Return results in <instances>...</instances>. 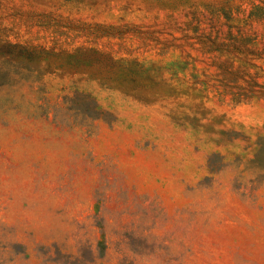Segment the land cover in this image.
<instances>
[{
  "label": "rangeland",
  "instance_id": "1",
  "mask_svg": "<svg viewBox=\"0 0 264 264\" xmlns=\"http://www.w3.org/2000/svg\"><path fill=\"white\" fill-rule=\"evenodd\" d=\"M0 264H264V0H0Z\"/></svg>",
  "mask_w": 264,
  "mask_h": 264
},
{
  "label": "trees",
  "instance_id": "2",
  "mask_svg": "<svg viewBox=\"0 0 264 264\" xmlns=\"http://www.w3.org/2000/svg\"><path fill=\"white\" fill-rule=\"evenodd\" d=\"M250 19H251V20H253V16H252V17H250Z\"/></svg>",
  "mask_w": 264,
  "mask_h": 264
}]
</instances>
